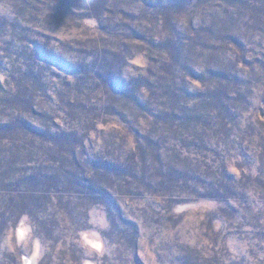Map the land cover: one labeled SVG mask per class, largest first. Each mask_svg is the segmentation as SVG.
I'll use <instances>...</instances> for the list:
<instances>
[{
    "label": "rangeland",
    "instance_id": "374dc122",
    "mask_svg": "<svg viewBox=\"0 0 264 264\" xmlns=\"http://www.w3.org/2000/svg\"><path fill=\"white\" fill-rule=\"evenodd\" d=\"M0 264H264V0H0Z\"/></svg>",
    "mask_w": 264,
    "mask_h": 264
},
{
    "label": "clouds",
    "instance_id": "9594fccd",
    "mask_svg": "<svg viewBox=\"0 0 264 264\" xmlns=\"http://www.w3.org/2000/svg\"><path fill=\"white\" fill-rule=\"evenodd\" d=\"M84 241L87 245H90L94 250L100 252L103 249V244L98 235L93 234L92 236L85 235Z\"/></svg>",
    "mask_w": 264,
    "mask_h": 264
}]
</instances>
